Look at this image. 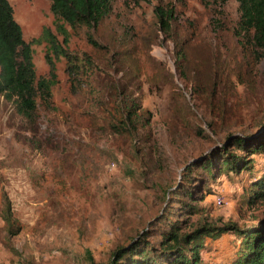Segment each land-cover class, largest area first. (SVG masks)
<instances>
[{
	"label": "rangeland",
	"instance_id": "1",
	"mask_svg": "<svg viewBox=\"0 0 264 264\" xmlns=\"http://www.w3.org/2000/svg\"><path fill=\"white\" fill-rule=\"evenodd\" d=\"M9 2L34 50L39 78L51 75L49 35L73 63L49 53L58 84L48 108L38 100L32 121L0 97V264L104 262L165 207L179 209L166 192L188 162L215 153L231 135L264 126V51L239 37L236 0L223 6L213 0H150L137 6L114 0L97 29L72 32L67 26L68 46L49 0ZM160 9L176 16L171 31L162 27ZM89 35L103 48L93 46ZM201 40L218 52L216 62H226L217 71L210 104L194 96L177 67L180 48L185 62L209 54ZM112 79L127 87L118 100L107 95ZM132 105L136 118L130 123ZM254 158L264 162V154ZM193 173L204 211L190 219L182 212L188 227L206 220L243 226L264 215V206L249 209L241 200L257 174L211 178L199 166ZM218 196L224 197L222 206ZM9 207L10 223L20 227L17 235L9 236ZM206 242L204 255L213 264L231 263L240 245L231 234Z\"/></svg>",
	"mask_w": 264,
	"mask_h": 264
},
{
	"label": "trees",
	"instance_id": "2",
	"mask_svg": "<svg viewBox=\"0 0 264 264\" xmlns=\"http://www.w3.org/2000/svg\"><path fill=\"white\" fill-rule=\"evenodd\" d=\"M51 10L62 30L65 46L69 45L70 34L80 27L95 30L101 22L112 13L114 0H49ZM136 6L150 0H127ZM230 0H213L223 6ZM240 5L241 22L239 37L245 38L250 45L264 51V0H236ZM162 27L171 31L176 16L172 11H158ZM49 53L59 55L73 63L68 51L60 46L55 37L47 39ZM90 43L96 48H103L89 35ZM209 54L191 62L183 48L177 51V67L181 79L191 84L194 96L201 102L210 104L215 93V84H219L217 71L226 62H216L218 52L207 40H201ZM48 53L51 75L39 78L33 61L32 45L24 39L22 27L14 17V10L9 0H0V97L15 105L18 113L32 121L39 103L48 108L53 99V88L58 84L56 68ZM70 76L79 84L78 72L71 71ZM108 88L110 97L117 100L126 90L123 83L113 81ZM134 106L127 109V120L135 122ZM150 116V113L148 114ZM148 120V119H147ZM144 121V118L143 120ZM208 127L214 131L213 124ZM228 142V145H225ZM226 143L201 160L188 162L178 179L166 195L175 197V207H165L148 226L131 237L125 245L113 248L104 262L90 259L89 264H213L205 258L207 240H218L231 234L239 237L240 245L231 263L228 264H264V215L254 223L239 226L227 223L220 226L215 223L196 221L188 227L189 219L202 215L204 208L200 205L205 197H199L192 182L193 169L199 166L211 178L224 174L239 175L248 173L256 175L242 194V202L249 209L264 206V162L259 164L254 156L264 154V126L253 134H235L228 137ZM231 147V149H230ZM257 172V173H255ZM165 195V196H166ZM182 212L189 217L184 220ZM8 232L17 235L20 227L14 229L10 223L11 208L6 211ZM155 231V233H153ZM157 238V239H156ZM154 239V241H152Z\"/></svg>",
	"mask_w": 264,
	"mask_h": 264
},
{
	"label": "built area",
	"instance_id": "3",
	"mask_svg": "<svg viewBox=\"0 0 264 264\" xmlns=\"http://www.w3.org/2000/svg\"><path fill=\"white\" fill-rule=\"evenodd\" d=\"M216 198H217V200H216L217 206H222L225 203L224 197L218 196Z\"/></svg>",
	"mask_w": 264,
	"mask_h": 264
}]
</instances>
